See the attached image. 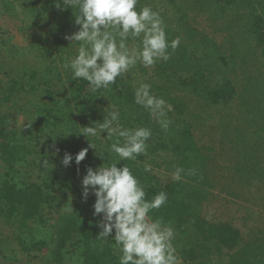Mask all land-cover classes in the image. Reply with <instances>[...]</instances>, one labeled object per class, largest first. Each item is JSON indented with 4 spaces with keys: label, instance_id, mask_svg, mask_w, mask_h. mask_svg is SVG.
Returning a JSON list of instances; mask_svg holds the SVG:
<instances>
[{
    "label": "trees",
    "instance_id": "obj_1",
    "mask_svg": "<svg viewBox=\"0 0 264 264\" xmlns=\"http://www.w3.org/2000/svg\"><path fill=\"white\" fill-rule=\"evenodd\" d=\"M158 1L136 10L159 12L178 48L93 92L65 67L79 47L67 38L77 8L0 0V264H119L114 237H99L95 196L82 195L86 170L112 163L132 170L146 199L166 193L150 215L175 229L182 264H264V0ZM141 83L171 105L167 131L134 103ZM113 110L124 128L151 129L146 155L121 161L116 137L81 134ZM66 192L72 205H61Z\"/></svg>",
    "mask_w": 264,
    "mask_h": 264
},
{
    "label": "clouds",
    "instance_id": "obj_2",
    "mask_svg": "<svg viewBox=\"0 0 264 264\" xmlns=\"http://www.w3.org/2000/svg\"><path fill=\"white\" fill-rule=\"evenodd\" d=\"M139 0H62L65 7H75V25L79 30L70 41L79 44L77 54L66 68H71L73 78L88 82L92 91L107 89L140 63L151 67L157 61H168L171 52L180 45V38L169 40L166 25L157 11L144 6L139 11ZM60 8V2L55 5ZM63 10V9H61ZM129 39L138 41L131 47ZM171 49V52L169 51ZM134 103L148 110L159 126L167 131L171 121L167 112L171 105L151 92V85L141 83L134 90ZM108 139L116 137L110 151L121 161H135L146 155L152 131L147 127L124 128L120 124V113L113 110L98 126L83 127L81 134ZM123 138V143L121 139ZM90 147L94 148L90 144ZM87 149L81 150L75 161L84 160ZM72 156L65 154L63 164L68 166ZM116 163L89 167L82 179V195L86 199L89 189L95 196L93 215L101 216L97 227L102 230L99 237H114L121 253L119 264H181V258L173 244L175 229L162 217L153 219L150 213L167 203V195L161 191L151 200L132 170ZM151 171V165H145ZM184 169L177 167L171 174L174 181H181ZM192 170H189L191 174ZM114 232V236L112 235Z\"/></svg>",
    "mask_w": 264,
    "mask_h": 264
},
{
    "label": "rangeland",
    "instance_id": "obj_3",
    "mask_svg": "<svg viewBox=\"0 0 264 264\" xmlns=\"http://www.w3.org/2000/svg\"><path fill=\"white\" fill-rule=\"evenodd\" d=\"M154 1H155V0H154ZM156 1H157V2H156V6H157V8H158V7H160V6H159L160 3H159L158 0H156ZM161 6H162V5H161ZM159 9H161V7H160ZM15 43H17L18 45H19V44H20V45H24V43H21V42L19 41V39L15 40ZM30 59H32V58H30ZM18 120H19V121H22L21 118H19ZM210 125H211V123L209 124V126H210ZM76 197H78V196L66 192V193L64 194V196H63V200H62L61 205H65L67 202H68L70 205H72V204H71V200L74 199V198H76ZM49 225H51L50 222H49ZM6 233H10V230H9V229L7 230V228H2V227H1V236L4 235V234H6ZM49 234H50V233H47V234H45V235H49ZM52 235H53V234H52ZM52 235H50V236L47 237V238H51ZM181 264H182V263H181Z\"/></svg>",
    "mask_w": 264,
    "mask_h": 264
}]
</instances>
